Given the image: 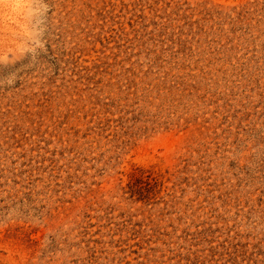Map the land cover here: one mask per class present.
Returning <instances> with one entry per match:
<instances>
[{
	"label": "rangeland",
	"instance_id": "obj_1",
	"mask_svg": "<svg viewBox=\"0 0 264 264\" xmlns=\"http://www.w3.org/2000/svg\"><path fill=\"white\" fill-rule=\"evenodd\" d=\"M0 264H264V0H0Z\"/></svg>",
	"mask_w": 264,
	"mask_h": 264
},
{
	"label": "bare ground",
	"instance_id": "obj_2",
	"mask_svg": "<svg viewBox=\"0 0 264 264\" xmlns=\"http://www.w3.org/2000/svg\"><path fill=\"white\" fill-rule=\"evenodd\" d=\"M18 1H19V0H18ZM20 1H21V0H20ZM24 1H25V0H24ZM15 2H17V1H15ZM19 3H20V2H19ZM23 3H24V2H23ZM23 3H22V4H23ZM22 6H23V5H22Z\"/></svg>",
	"mask_w": 264,
	"mask_h": 264
}]
</instances>
